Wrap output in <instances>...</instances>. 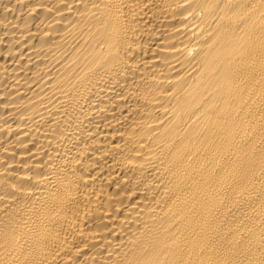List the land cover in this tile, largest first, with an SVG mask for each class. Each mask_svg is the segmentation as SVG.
Returning <instances> with one entry per match:
<instances>
[{"label":"bare ground","instance_id":"6f19581e","mask_svg":"<svg viewBox=\"0 0 264 264\" xmlns=\"http://www.w3.org/2000/svg\"><path fill=\"white\" fill-rule=\"evenodd\" d=\"M0 264H264V0H0Z\"/></svg>","mask_w":264,"mask_h":264}]
</instances>
